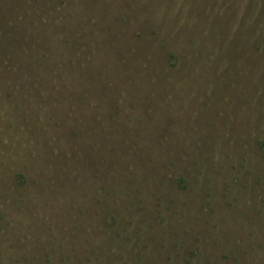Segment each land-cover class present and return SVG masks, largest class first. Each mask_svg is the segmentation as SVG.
<instances>
[{
    "label": "rangeland",
    "instance_id": "rangeland-1",
    "mask_svg": "<svg viewBox=\"0 0 264 264\" xmlns=\"http://www.w3.org/2000/svg\"><path fill=\"white\" fill-rule=\"evenodd\" d=\"M261 141L264 0H0V264H264Z\"/></svg>",
    "mask_w": 264,
    "mask_h": 264
},
{
    "label": "trees",
    "instance_id": "trees-1",
    "mask_svg": "<svg viewBox=\"0 0 264 264\" xmlns=\"http://www.w3.org/2000/svg\"><path fill=\"white\" fill-rule=\"evenodd\" d=\"M260 147L262 148L263 154H264V141L260 142ZM114 219L116 221L118 218H116L114 216ZM132 241H133V238L129 237V239L126 242L122 243L121 240L112 236L110 241H109V248L108 249L110 251L118 252L123 259H129L128 260L129 262H131V261L135 262L136 261L137 264H145L144 263V262H146L145 251L142 249L140 250L138 245L133 244ZM118 245H119V247H118ZM134 245L136 247L133 248ZM130 248H131V250H129ZM126 252H128L129 254ZM99 259L101 260V257Z\"/></svg>",
    "mask_w": 264,
    "mask_h": 264
}]
</instances>
